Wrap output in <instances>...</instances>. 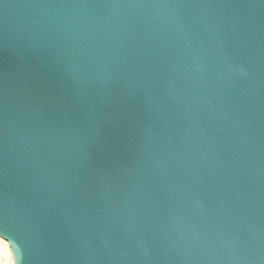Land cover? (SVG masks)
<instances>
[{"label": "water", "instance_id": "95a60500", "mask_svg": "<svg viewBox=\"0 0 264 264\" xmlns=\"http://www.w3.org/2000/svg\"><path fill=\"white\" fill-rule=\"evenodd\" d=\"M11 264H264V0H0Z\"/></svg>", "mask_w": 264, "mask_h": 264}, {"label": "bare ground", "instance_id": "6f19581e", "mask_svg": "<svg viewBox=\"0 0 264 264\" xmlns=\"http://www.w3.org/2000/svg\"><path fill=\"white\" fill-rule=\"evenodd\" d=\"M11 254L3 247H0V264H11Z\"/></svg>", "mask_w": 264, "mask_h": 264}]
</instances>
